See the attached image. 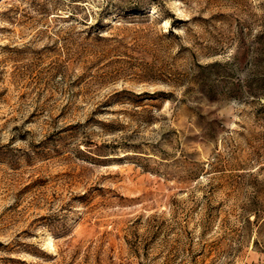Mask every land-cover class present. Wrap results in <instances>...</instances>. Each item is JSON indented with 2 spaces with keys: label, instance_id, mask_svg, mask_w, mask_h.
Instances as JSON below:
<instances>
[{
  "label": "rangeland",
  "instance_id": "1",
  "mask_svg": "<svg viewBox=\"0 0 264 264\" xmlns=\"http://www.w3.org/2000/svg\"><path fill=\"white\" fill-rule=\"evenodd\" d=\"M0 264H264V0H0Z\"/></svg>",
  "mask_w": 264,
  "mask_h": 264
},
{
  "label": "trees",
  "instance_id": "2",
  "mask_svg": "<svg viewBox=\"0 0 264 264\" xmlns=\"http://www.w3.org/2000/svg\"><path fill=\"white\" fill-rule=\"evenodd\" d=\"M127 9L137 11V10H139V7L137 5H130V7H128Z\"/></svg>",
  "mask_w": 264,
  "mask_h": 264
}]
</instances>
